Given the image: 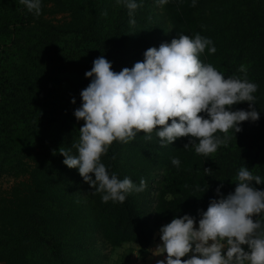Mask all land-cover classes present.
<instances>
[{
	"label": "trees",
	"instance_id": "16d2710c",
	"mask_svg": "<svg viewBox=\"0 0 264 264\" xmlns=\"http://www.w3.org/2000/svg\"><path fill=\"white\" fill-rule=\"evenodd\" d=\"M136 2L133 27L123 0H41L38 17L19 0H0V180L16 181L0 195V264H101L98 239L111 249L135 244L146 252L173 218L189 214L198 224L199 212L219 198L218 186L225 196L234 192L241 166L264 179V0H196L195 7L169 0L159 22L149 16L151 0ZM181 33L211 39L215 54L206 49L200 59L226 78H243L239 69H247L258 85L260 118L230 130L228 146L207 157L184 148L189 137L162 147L155 131L151 140L139 133L127 144L114 141L102 163L147 187L124 203H103L59 153L77 154L72 145L84 121L74 110L91 82L85 72L101 55L116 72L131 68L148 48ZM232 108L249 110L248 102ZM253 186L264 190V183Z\"/></svg>",
	"mask_w": 264,
	"mask_h": 264
},
{
	"label": "clouds",
	"instance_id": "9594fccd",
	"mask_svg": "<svg viewBox=\"0 0 264 264\" xmlns=\"http://www.w3.org/2000/svg\"><path fill=\"white\" fill-rule=\"evenodd\" d=\"M19 2L35 16L41 14V0ZM123 2L134 27L132 17L140 5L136 0ZM168 2L157 0L160 6ZM191 6H196V0ZM206 49L215 54L211 39L199 33L194 37L181 33L170 43L148 48L144 59L131 68L116 72L101 55L85 72L91 82L80 93L81 106L74 110L76 120L84 121L79 139L72 145L77 154L62 147L59 153L68 168L78 169L83 181L103 194V203H124L128 194L147 187L143 178L139 186L128 177L119 179L102 163L114 141L127 144L139 133L151 140L155 131L162 147L189 137L184 148L191 146L197 155L207 157L228 146L230 130L239 133L242 122L259 120L260 113L254 107L258 85L249 81L247 69H239L243 78H226L200 59ZM71 102L75 104V98ZM242 102H248L249 110H233L232 106ZM171 163L179 167L180 160L173 158ZM235 181L234 192L226 196L220 191L223 185L217 187L219 198L211 199L207 210L199 212L198 227L196 218L189 214L160 227L162 243L152 254L167 255L156 264H264V190L253 186V181L260 185L264 179L241 166ZM196 190L205 192L207 188L197 185Z\"/></svg>",
	"mask_w": 264,
	"mask_h": 264
},
{
	"label": "rangeland",
	"instance_id": "374dc122",
	"mask_svg": "<svg viewBox=\"0 0 264 264\" xmlns=\"http://www.w3.org/2000/svg\"><path fill=\"white\" fill-rule=\"evenodd\" d=\"M161 14H162V10H161L160 5L157 3V0H151V9H150L149 16L151 18L154 17L155 20L159 22L163 19ZM15 182L16 181L14 178L10 176H4L0 180V195L4 191L10 190L12 186L15 184ZM95 245H96L95 248L99 251V254L101 256V259H100L101 264H129V263L135 264L133 260L136 259L137 262L139 260H144L145 254L148 252V250H146V252H142L139 246L132 245V244H127L117 249H111L103 241H101V239H98ZM243 247L245 248V250H247V246H243ZM130 253L132 257L130 256ZM123 255H126L127 257L130 256L129 263H127L128 260L126 261V263L122 262Z\"/></svg>",
	"mask_w": 264,
	"mask_h": 264
},
{
	"label": "crops",
	"instance_id": "0c3cea01",
	"mask_svg": "<svg viewBox=\"0 0 264 264\" xmlns=\"http://www.w3.org/2000/svg\"><path fill=\"white\" fill-rule=\"evenodd\" d=\"M196 226L198 227V224H196ZM162 243V241L160 240V232H158L156 235H155V238H154V241L152 242V244H151V246L149 247V249H148V252L145 254V259L144 260H139L138 262H139V264H156V261L157 260H162V259H165V257H166V253H164L163 255H160V256H155V255H153L152 254V252H153V250L156 248V246L158 245V244H161ZM132 245H135V244H132ZM138 246V245H137ZM135 252V251H134ZM133 255V254H132ZM191 255V253L189 254V256ZM130 256H131V254H130ZM129 256V257H130ZM128 257V262L127 263H129V258ZM132 257V256H131ZM188 257H184V258H182V259H187ZM133 262L135 263V264H138V262L136 261V259L135 260H133ZM132 262V263H133ZM130 264V263H129Z\"/></svg>",
	"mask_w": 264,
	"mask_h": 264
}]
</instances>
